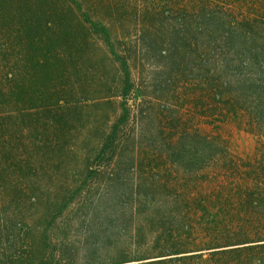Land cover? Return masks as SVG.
<instances>
[{"label":"rangeland","instance_id":"1","mask_svg":"<svg viewBox=\"0 0 264 264\" xmlns=\"http://www.w3.org/2000/svg\"><path fill=\"white\" fill-rule=\"evenodd\" d=\"M75 1L81 12L68 0H0L5 264H118L170 252L161 234L188 196L227 194L238 164L259 173L264 165L249 110L264 81V0ZM45 3L66 4L72 28L60 33L54 19L48 60L16 39L21 4L38 15ZM84 14L109 30V43ZM240 94L245 102L226 101Z\"/></svg>","mask_w":264,"mask_h":264},{"label":"trees","instance_id":"2","mask_svg":"<svg viewBox=\"0 0 264 264\" xmlns=\"http://www.w3.org/2000/svg\"><path fill=\"white\" fill-rule=\"evenodd\" d=\"M68 1H72L71 5L75 7V10L81 12L79 2ZM42 5L41 12L35 15V11L29 8L30 5L21 4L19 13L22 22L21 26L17 28L16 39L26 37L29 41L27 51L33 50L37 54L40 51L45 55L42 57L47 59V55L54 49H50L47 45L48 40V43L54 41L50 36L55 33L50 32L56 25L54 19H57L58 26L62 28L60 33L69 35L72 28L68 24L69 21H66L68 16V11H65L66 4H62L56 9L65 15L64 19L58 17L55 10L57 5L53 7H47L48 3ZM68 10H70V14L73 12L69 8ZM1 11L3 10L1 9ZM83 20L95 25L90 15L84 14ZM94 28L96 33L105 36L109 43V30L104 25L97 24ZM37 33L43 38L40 39L42 45L35 42ZM20 34L22 36H19ZM12 80L18 88L23 83L22 77L19 79L13 77ZM129 81V75H126L124 98L130 89L127 87ZM7 98L20 104V100H15L10 96ZM226 101L232 106L239 105V102H245V96L240 94L237 98H227ZM25 103L26 101H22L23 105ZM251 106L250 113L257 119L254 122L258 125L259 133L264 137V81L259 82L257 89L252 93ZM112 143L111 137L110 144ZM238 165L235 170L240 182L236 184L235 190H230L227 194L220 192L211 200L209 196L204 195L197 198L191 196L186 198L185 207L181 209L183 211L176 214V217L174 216L175 227H170L164 235L161 234L164 247L167 249L166 251L170 247L172 249L170 252L154 255V257L152 255L136 257L118 264L137 260L144 261L142 264H264V165L260 168L261 173L253 168L250 172H246L243 164ZM0 264L5 263L0 259Z\"/></svg>","mask_w":264,"mask_h":264}]
</instances>
